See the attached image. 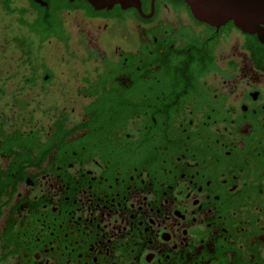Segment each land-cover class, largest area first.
Instances as JSON below:
<instances>
[{
	"label": "flooded vegetation",
	"instance_id": "af4514ba",
	"mask_svg": "<svg viewBox=\"0 0 264 264\" xmlns=\"http://www.w3.org/2000/svg\"><path fill=\"white\" fill-rule=\"evenodd\" d=\"M94 1L0 0V264H264V44Z\"/></svg>",
	"mask_w": 264,
	"mask_h": 264
},
{
	"label": "water",
	"instance_id": "95a60500",
	"mask_svg": "<svg viewBox=\"0 0 264 264\" xmlns=\"http://www.w3.org/2000/svg\"><path fill=\"white\" fill-rule=\"evenodd\" d=\"M124 8L139 7L140 0H129ZM184 1L194 15L202 22L214 27H221L229 22L243 33L257 35L264 44V0H180ZM112 0L92 2L97 9L111 7Z\"/></svg>",
	"mask_w": 264,
	"mask_h": 264
}]
</instances>
